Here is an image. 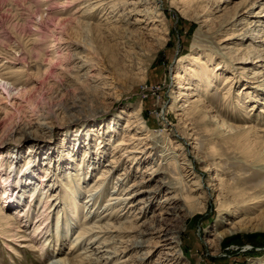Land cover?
I'll return each mask as SVG.
<instances>
[{
  "label": "rangeland",
  "instance_id": "1",
  "mask_svg": "<svg viewBox=\"0 0 264 264\" xmlns=\"http://www.w3.org/2000/svg\"><path fill=\"white\" fill-rule=\"evenodd\" d=\"M92 1L96 2V0ZM130 1L114 0V4L119 9L117 11L121 10L119 14L122 13L123 8L130 7L128 5ZM234 1L238 0L227 3L232 6ZM158 2L162 16L157 18L163 20V23L150 21L145 32L155 33V30H151L155 26L156 29H167L168 41L159 48L156 40L146 38V42L141 47L143 52L153 55V61L145 69L146 78L140 79L136 72L137 67L141 66L137 58H142L138 55L143 53L142 50L126 43L123 29H117L116 33L108 28L115 25L112 20L119 15L111 19L105 14L107 9L93 8L86 12L85 17L81 16L83 11L90 7L81 9L88 3L87 0H0V175L11 171L16 173L19 170L17 173L27 176V171L23 170L27 169V157L32 154L33 159L35 157L37 160V162L32 161L34 169L29 171L32 172L29 176L33 182L34 179H40L42 174L45 175L43 167L47 158L51 157L52 162L58 165L57 162L61 157L70 158L71 154H77V157L81 158L85 151L89 154L96 152L98 146L95 142L101 136L104 142L100 147L105 146L107 154L102 152L95 155V160H99L97 164L99 169L90 173L85 190L81 191L78 198L80 204L84 206L83 210L89 211L87 217H83L89 222L85 228L97 223L100 225L103 223L102 220H97L110 211L107 210L104 202L108 201L112 194L119 196L118 198L124 196V191H120L123 194H119L120 192L117 194L115 183L124 171L125 165L117 167L111 180L101 187L99 194L102 195L103 190L106 193L97 200L98 203H94L98 191L91 196L93 200L90 203L86 205L84 201L88 198L91 184L98 178L97 174L109 162L116 140L121 135V133L113 135L111 127L114 125L122 130L128 112L141 105L144 121L154 132L150 139L154 145L153 151L162 148L163 145L170 147L169 138L172 139V144L177 145L185 138L186 132L190 131L194 134L190 136L191 138L188 137L189 140L187 138L189 144L187 158L193 160V168L185 166L183 177L180 179L174 165L168 162L166 157L160 158V155L155 153V163L152 165L154 167H148L150 160L142 163L139 169L136 167L134 169V164L130 167L131 162H127V169L130 167L129 172L132 174L127 185L143 179L145 181L142 184L152 188L158 185L160 178H166L165 181H169L174 187L168 191L183 189V195L191 200L194 192L190 190L196 187L194 182L207 184L210 177L217 175L222 184L220 201L228 208L220 207V202L216 201L215 197L208 202L205 195L201 203L196 205L191 202L193 211L186 216L185 221L172 222V226L180 227L182 230L178 247L182 249L179 259L175 263L167 261L168 246L161 245L164 241L159 239V233H155L157 236L142 238L151 240L153 246L144 264H155L157 260L163 264H261L264 262V226H262L264 206L261 209L247 208L249 205L244 203V199L264 195V160L261 157V154H264V113L259 111L261 108L264 109V105L260 103L263 100L261 96H264V90H259L263 95H260L261 100L257 101L253 109H250L251 106L243 107L238 112V116L235 114L237 118L231 120L236 125L243 126L247 123L254 126L253 138L256 142L254 145L251 143L253 145L249 147L251 150L245 148L243 146L245 144L228 140L225 137L227 135L219 136L214 133L213 126H208L205 119L196 122L188 118L186 122H180L174 107L172 108L174 112H169L178 90L176 86L178 81L174 78L178 66L186 65L191 54L201 50L213 54L217 61L223 59L217 34L214 29L206 31L196 14L208 6V12H213V17L217 20L218 14L221 13V11L215 12L217 7L221 5L223 8L227 3L207 0L196 10L182 12L172 0H158ZM129 20L135 21L133 17ZM86 22H89L88 26L85 25ZM119 22L116 25L121 27L122 22ZM217 23H214L213 28L218 27ZM61 54L63 56L57 59ZM85 55L89 57L86 58L89 64L82 70L76 69V63L80 64V59H75L74 56ZM88 70L96 76L85 78L84 74ZM222 74L223 77L231 75L228 71ZM259 80L261 82L264 80V73ZM223 82V78L215 81L217 85H212L208 99L211 107H216L214 114L229 119L228 113L232 112L229 109L236 106L238 88L233 91V95H224V90L219 89ZM104 91L108 93L106 96L109 98L103 96ZM254 102L252 101V104ZM171 125H177L179 130L177 133L181 136L174 137L170 134L167 129L168 127L171 129ZM101 132L104 134L100 135ZM136 132L138 130H134V136H142ZM91 139L92 142L88 144ZM79 141L81 147L78 146ZM179 158L182 160L183 157ZM197 158L202 159L203 162ZM159 163L160 166L157 165ZM158 167L161 168L157 170ZM189 170L195 173L191 174ZM18 180L19 183L21 182L20 186L27 185V181L24 182L19 178ZM0 181H3L1 176ZM11 184L16 186V180ZM166 190L157 199H152V204L150 201L146 204V215L142 217L141 213L140 221L147 220V225H150L152 221L154 224L157 216L164 215L161 214L162 209L158 208L168 192ZM58 196V202L64 200L63 190H59ZM25 200L23 207H27L28 211L32 207L28 208ZM118 200H112L110 203ZM128 203L129 200H125V204ZM34 216H37L36 210L31 222H34ZM121 217L125 218V216ZM242 217H247V220L253 224L257 223L260 228L236 231L220 243L215 241L219 230L226 227L228 220ZM113 220L114 218L111 221ZM2 223L0 217V224ZM82 227V224L79 225L78 217L74 216L71 227L66 226L64 231L61 228L58 231L63 242L57 245L56 233L51 226L48 234H51L49 238L53 241L46 240L44 250L38 248L36 243L34 246H27V243L20 241L22 237L19 236L32 234L33 223L28 229L22 227L26 231L18 233L19 235L16 232H9L4 238L0 234V264H57L62 258L72 257L88 245L89 235L78 239L77 244L75 243L77 246L73 248L69 246L70 240L80 234ZM66 230L69 231V239L67 237L64 239ZM44 239L45 237L41 240ZM103 240L104 238L100 242ZM76 248L79 250L73 252ZM131 253L134 251L124 254V257H131ZM133 260L127 264H137L136 260Z\"/></svg>",
  "mask_w": 264,
  "mask_h": 264
},
{
  "label": "bare ground",
  "instance_id": "2",
  "mask_svg": "<svg viewBox=\"0 0 264 264\" xmlns=\"http://www.w3.org/2000/svg\"><path fill=\"white\" fill-rule=\"evenodd\" d=\"M219 1L224 3L231 2V0ZM87 2L88 3L82 6L81 9H84L86 6L90 7L85 9L81 16L85 17L86 12L93 10V8L107 9L105 14H108V18L111 19L119 15L115 20H112L115 22L113 23L115 25L109 26V30L116 32L117 29H123L122 32H125L126 43L128 42V44L135 45L138 49L142 50V52L143 49L141 45L145 43L149 37L157 41L159 48H162L168 41L167 29H156L155 26V28H151L152 31H156L155 33L154 31L153 34L149 33L150 31L145 32V30L148 29L147 27L150 21H160V24L163 23V20L157 18L162 16L160 12L161 6L158 0L130 1L128 2L130 7L123 8L121 14H119L121 10L117 11L118 7L114 4V0H110L109 2L107 0H96L95 3L92 0H87ZM172 2L176 4L175 6L178 5L182 12H187L191 9L196 10L198 6H202L207 0H172ZM228 3L223 8H221V5L217 7L215 12L219 13L221 11V13L218 14L217 20L214 19L213 12H208V6H205L202 12H197V18L200 20L203 27L206 28V31L214 29L213 31L217 34V38H219L218 44H220V48L222 49L221 54L223 59L217 61L213 54H208L201 50L192 53L186 65L180 64L174 74V78L178 81L176 85L178 90L176 91L174 102L169 108V112H174V110H172L174 107L176 114H178V120L183 123L186 122L188 118H192L196 122L205 119L207 120L206 124L208 126H213L214 133L219 136L227 135L225 137H227L228 140L236 141V143L240 142L242 145L245 144L243 145L245 148H249L256 142L253 138L255 133L254 126L247 123H244L243 126L239 124L236 125L231 122V120L237 118L238 112L242 110L241 108L251 106L250 109H253L257 101L261 100L259 99L260 95H263L259 90H264V80L261 82L259 77L264 73L262 72L264 70V0H238L234 1L232 6ZM132 17L135 19L134 22H130L129 20ZM119 21L122 22L121 27L116 25L120 23ZM215 22H218L217 28H213ZM86 23L87 24H84L88 26L89 22ZM56 52L59 53V51ZM138 55L142 58H137L139 60L138 64H141V66L137 67L136 73H138L140 79L146 78L147 70L145 69L148 68V65L153 61V55L146 51L138 53ZM62 56L63 54L59 57L57 56V59ZM74 58L80 59V64L78 62V64L76 63V69L82 70V68L87 67L89 64V61L86 59L89 57L86 55L83 57L74 56ZM143 66L144 68H142ZM219 69H221V71H219ZM224 71L230 72L231 75H225L223 77L224 74H222V72ZM90 72L91 71L88 70V72L84 74V77L96 76V74H92V72V75H90ZM221 78H223L224 82L219 89L221 91L224 90V95H233V91L238 88V91L236 90V106L235 108L229 109V111H232L228 113L229 119L214 114L213 111H215L216 107L212 108L208 99L211 95L212 85H217L215 81ZM92 80H94V78ZM103 93L104 97L109 98L106 96L108 93L105 91ZM261 97L263 100L260 101V103L264 105V96ZM252 101L255 102L252 104ZM142 110V106L140 105L139 108H134V110L129 111L122 130L116 128L114 125L111 127L113 135L116 136L119 133H121V135L116 140V145L112 151L109 162H107L101 169V172L97 174L98 178L96 182L91 184V189L88 190V198L84 201L86 205L90 203L91 200H93L91 196H93L94 192L98 191L96 193L98 196L96 195L97 197L94 201V203H98L97 200L104 197L106 193V191L103 190L102 195L101 193L99 194L102 189L101 187L111 180L117 167L123 164L125 165L124 171L120 174L121 176H118L117 182L115 183L116 190L114 189L117 194L120 191H124V196L118 198L119 196L117 197L112 194L109 200L104 202L105 207L107 210L110 209V211L101 215L97 220H102L103 223L100 225H97L98 223L93 224L90 228H85V225L89 222L87 219H83V217L86 218L89 211L85 212L86 210H83V204H80V200H78L81 191L85 190V184L87 183L90 173L97 170V168L99 169L97 165L99 160H95V155L102 152L107 154V149L104 148L105 146H102V148L100 147L104 141H102L100 138L101 136H99L97 142H95V145L98 146H96L98 150L90 154L85 151L81 158H78L77 154H71L70 158H59L57 162V164H59L56 165L55 162H52V158L48 156L49 158H47L48 160L43 167L45 169V175L42 174L40 179L36 178L37 180L34 179L33 182L31 176H29V173L32 172L29 171L34 169L31 164L32 161L34 160L37 162V160L35 157L33 159L32 154H29L27 157V169L23 170L25 172L27 171V176L17 173L19 170L16 173H12L13 171H11L3 173V175L1 174L0 176L3 178V181H0V217L3 223L0 224V234H2L4 238L9 232H16V234L19 235L26 231L22 227L28 229L30 224L33 223L32 234L19 236L22 237L20 241L22 243H27V246H34V243H36L38 248L44 250L45 241L50 239L49 237L51 234H48L51 229L50 227H54L53 232L56 233V244L59 245L63 240H60L61 237L58 235V231H60V228L64 231L66 226L71 227L75 216L76 218L78 217L79 225L82 224L83 227L79 232L80 234H77L75 239L70 240L69 246H71V248L77 246L75 245V243L77 244L76 241L87 235L90 236L89 243L88 245L86 244L87 246L78 254H74L72 257L68 256L66 259L62 258L61 262L57 264H127L133 259L136 260L135 262L137 264H144V260L147 259V255L152 252L151 247L153 246L151 245V240H143L142 238L145 236H149V238L157 236L155 233H159V239L164 241L162 242L164 244L161 245L168 246L167 249L169 250L166 253V255H168L167 261L175 263V261L179 259V253L182 251V249H178L182 230L180 227L172 226V222H184L186 216L193 211L190 205L191 202L196 205L201 203L204 195L208 202L215 197L216 201L220 202V207H224L225 203L223 204L222 201H220V186H222V184L217 175L210 177L207 184H197V182H194V186L196 187L192 191L190 190V192H194L193 196L191 195V200H188L187 197L183 195V189L173 190L171 191L172 193L168 191L174 187L170 185L169 181H165L166 178H160L158 180V185L152 188H147L143 185L142 183L145 181L143 179L135 180L130 185H127V181L132 175L129 172L132 164L135 165L134 169L135 167L139 169L142 163L146 162V160H150L148 167H154L152 165L155 163V153L159 154L160 158L162 156L166 157V159H168L167 161L174 165L177 171L176 173L180 175V179L183 177L182 172L185 166L193 168V160L191 161V159L187 158L189 154L187 138L194 134L190 131L186 132V134H184L185 138L180 140V143L177 145L172 144V139L169 138L170 147L163 145L162 148L153 151L154 145L150 139L154 132L151 128L149 129L148 123L144 121ZM259 111L264 113L263 108L259 109ZM171 126V129L168 127L167 130L170 134L174 135V137H177L179 134L177 133L179 132L177 125ZM103 129L105 130V126H103ZM134 130H138L136 133H140L142 136H134ZM102 133L104 134V132H101L100 135H103ZM190 138H188V140ZM91 142L92 139L88 144ZM80 144L81 142L79 141V147H81ZM193 147L194 146H192V148ZM249 150H251V148H249ZM263 155L262 153L261 157L264 160ZM180 156L183 157L182 160L179 158ZM61 159L63 160L61 161ZM197 160L203 162L200 158H197ZM128 161L131 162V166L127 169ZM157 165L160 166V163ZM160 168L161 167H158L157 170ZM146 171L147 170H145V172ZM189 172L191 174L195 173V171L192 170H189ZM18 178L24 182L27 181V185L20 186L21 182L19 183ZM15 180L17 185L13 186L11 183L12 181L15 182ZM9 181H11V183H9ZM180 182L183 183L182 181ZM180 182H178V184H181ZM59 190H63L64 198V200L61 199L60 202H58ZM165 190L168 192L159 204L161 206L164 204V206L158 208L160 210L162 209L161 214L164 215L161 217L157 216V218L154 219L156 220L154 224L153 221L150 225H147V220L143 222L140 221L141 213L143 214L142 217L146 215V204H148L149 201L150 204H152V201L157 199ZM123 193L120 192L119 194ZM139 195L142 197H138ZM24 199H26L25 202H27L28 208L32 207L28 211L26 210L27 207H23ZM115 199L119 200L110 203V201ZM125 200H129V203L125 204ZM244 203L249 205L247 208L261 209L264 206V195L252 198L247 197L244 199ZM193 208L195 209V207ZM226 208L225 206V209ZM35 210L37 216H34L35 220L31 222ZM119 211L121 212L117 214ZM121 216H125V218ZM128 216H130V218H128ZM113 218L114 220L111 221ZM256 224L248 221L247 217L228 220L225 224L226 227L221 229V231L219 230V235L215 241L220 243L223 239L236 231L256 229L259 227L257 226L258 224ZM262 226H264V224ZM96 228H99V230H96ZM133 232L135 235L132 236L131 233ZM64 234H66L64 239H66V237L69 239V231L66 230ZM100 234L102 235L100 236ZM44 237L45 239L41 240ZM103 238L104 240L100 242ZM49 241L52 242L53 240L50 239ZM78 250L79 249L76 248L73 252ZM133 251L134 253H131V257H124V254ZM154 263L163 264V262H159V260ZM261 264H264V262Z\"/></svg>",
  "mask_w": 264,
  "mask_h": 264
}]
</instances>
